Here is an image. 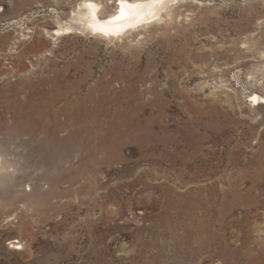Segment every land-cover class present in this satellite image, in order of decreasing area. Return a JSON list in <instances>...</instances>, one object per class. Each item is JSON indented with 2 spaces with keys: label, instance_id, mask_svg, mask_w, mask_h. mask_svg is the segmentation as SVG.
<instances>
[{
  "label": "rangeland",
  "instance_id": "374dc122",
  "mask_svg": "<svg viewBox=\"0 0 264 264\" xmlns=\"http://www.w3.org/2000/svg\"><path fill=\"white\" fill-rule=\"evenodd\" d=\"M79 1L0 0V264H264V0L54 36Z\"/></svg>",
  "mask_w": 264,
  "mask_h": 264
},
{
  "label": "bare ground",
  "instance_id": "6f19581e",
  "mask_svg": "<svg viewBox=\"0 0 264 264\" xmlns=\"http://www.w3.org/2000/svg\"><path fill=\"white\" fill-rule=\"evenodd\" d=\"M109 1L80 0L64 19V25H60L52 34L62 36L81 31L99 40L134 38L158 28L157 24L174 14L182 0H119L118 4V0H112L108 4ZM251 97L253 102L261 99L256 93ZM3 152L0 147V185H7L14 180L8 168L13 167L14 171L17 164L7 165ZM27 188L33 190L29 184Z\"/></svg>",
  "mask_w": 264,
  "mask_h": 264
},
{
  "label": "built area",
  "instance_id": "2783aa9c",
  "mask_svg": "<svg viewBox=\"0 0 264 264\" xmlns=\"http://www.w3.org/2000/svg\"><path fill=\"white\" fill-rule=\"evenodd\" d=\"M17 242H18V241H15V242H13V243H16L15 245H17ZM11 243H12V242H11ZM13 246H14V245H13ZM15 249H17V248H15Z\"/></svg>",
  "mask_w": 264,
  "mask_h": 264
}]
</instances>
